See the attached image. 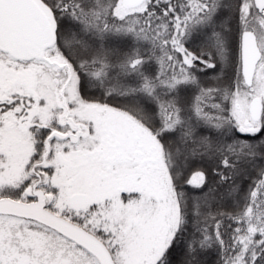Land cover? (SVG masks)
Wrapping results in <instances>:
<instances>
[{
  "label": "snow or ice",
  "instance_id": "6c2138e0",
  "mask_svg": "<svg viewBox=\"0 0 264 264\" xmlns=\"http://www.w3.org/2000/svg\"><path fill=\"white\" fill-rule=\"evenodd\" d=\"M210 252L264 264V0H0V264Z\"/></svg>",
  "mask_w": 264,
  "mask_h": 264
},
{
  "label": "trees",
  "instance_id": "16d2710c",
  "mask_svg": "<svg viewBox=\"0 0 264 264\" xmlns=\"http://www.w3.org/2000/svg\"><path fill=\"white\" fill-rule=\"evenodd\" d=\"M249 181H245V187H247ZM206 264H218V257L215 252H210L205 258Z\"/></svg>",
  "mask_w": 264,
  "mask_h": 264
}]
</instances>
